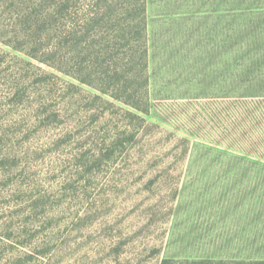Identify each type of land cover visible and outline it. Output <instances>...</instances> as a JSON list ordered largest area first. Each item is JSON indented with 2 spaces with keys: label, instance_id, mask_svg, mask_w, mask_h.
<instances>
[{
  "label": "trees",
  "instance_id": "1",
  "mask_svg": "<svg viewBox=\"0 0 264 264\" xmlns=\"http://www.w3.org/2000/svg\"><path fill=\"white\" fill-rule=\"evenodd\" d=\"M149 2L0 0V174L11 178L22 162L21 148L39 143V135L49 138L58 159L51 179L58 186L30 204L48 218L45 238L30 243L48 245L39 256L58 246L64 229L86 231L104 219L102 247L120 261L137 237L119 226L126 208L117 203L118 191L127 182L120 176L137 168L140 182L151 171L185 170L193 134L214 144L204 154L257 167L253 174L264 183V0H175L182 11L175 17L191 21L195 44L186 41L181 48L198 64L190 68L199 79L161 83L151 66ZM209 11L218 12L219 32L208 34L202 46L203 33L194 26ZM157 86L161 95L172 86L195 91L204 115L199 113L201 123L190 121L188 136L151 119L161 100ZM207 119L215 127L207 128ZM158 177L139 183L146 201L158 197ZM256 204L264 225V184ZM151 210L146 226L157 220ZM261 228L233 252L167 254L156 264H264Z\"/></svg>",
  "mask_w": 264,
  "mask_h": 264
},
{
  "label": "rangeland",
  "instance_id": "2",
  "mask_svg": "<svg viewBox=\"0 0 264 264\" xmlns=\"http://www.w3.org/2000/svg\"><path fill=\"white\" fill-rule=\"evenodd\" d=\"M149 1L152 19L150 57L154 79L160 83L168 78H177L178 82L187 77L199 79L190 68L198 64L181 48L186 41L190 47L195 44L194 39L189 38L191 21L175 17L177 12H182L173 4L175 0ZM217 16L218 12L203 13L199 26H194L203 33L202 46L208 34L218 35ZM163 45H166L165 49ZM212 77L210 74L207 79L211 81ZM158 89L157 86V97L161 100L158 99L159 105L153 110L151 119L169 130H176L179 135L188 136L186 129L191 126L190 121L201 123L200 114L204 115V109L194 98L195 91L191 86L185 89L172 86L163 89L162 94H167L165 98ZM207 120L208 123L204 122L207 128L215 127V122ZM48 135L54 137V131L50 130ZM189 137L193 146L183 165L185 170L182 171L181 166L165 173L151 171L140 182L136 181L141 176L137 168L136 173L120 176L127 182L118 191L117 203L126 208L122 216L124 223L119 226L129 235L136 233L138 238L131 241L121 260L117 261L109 255L113 249L102 247L104 219L86 231L64 229L57 241L58 246H50L52 250L48 255L39 256L43 249L48 250V245L30 244L45 238L43 234L48 224V218L34 212L30 204L40 193L50 191L52 184L58 186V183L51 182L52 168L58 159H55L53 146L46 144L49 138L39 135V143L21 148L18 158L22 162L11 178L0 174V264H156L167 254L195 256L215 253L224 247L233 252L239 246L247 245L264 227L262 219L257 216L256 202L264 184L258 174H253L257 167H245L243 163L230 165L228 158L204 154L206 149L214 146L211 140L194 134ZM60 168L57 176L62 174ZM249 169L253 172L250 173ZM156 174L159 176L156 181L159 183L156 187L158 197L146 201L147 196L140 192L142 185L139 183ZM133 180L135 183H131ZM147 208H152V213L157 215L152 226H146ZM172 209L171 216L164 217L165 212ZM259 240L263 241L262 238Z\"/></svg>",
  "mask_w": 264,
  "mask_h": 264
}]
</instances>
